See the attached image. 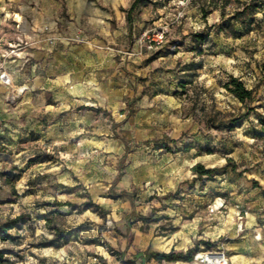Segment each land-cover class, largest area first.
<instances>
[{
	"label": "rangeland",
	"instance_id": "obj_1",
	"mask_svg": "<svg viewBox=\"0 0 264 264\" xmlns=\"http://www.w3.org/2000/svg\"><path fill=\"white\" fill-rule=\"evenodd\" d=\"M90 1L118 31L134 0ZM34 5L0 0V76L25 47L22 12L29 25L52 7L47 34L90 47L92 61L119 45L76 16L74 0H39L38 14ZM177 12L175 0H142L131 18L144 24L137 40L167 23L166 43L135 63L91 68L84 86L61 70L54 84L21 85L17 75L0 84V225L21 217L9 231L16 240H0L5 264H142L138 252L171 251H194L175 264H201L194 256L207 252L264 264V197L253 187H264V0H194L176 23ZM230 78L254 102L240 103ZM198 164L227 169L199 178ZM123 223L137 236L120 239Z\"/></svg>",
	"mask_w": 264,
	"mask_h": 264
},
{
	"label": "crops",
	"instance_id": "obj_2",
	"mask_svg": "<svg viewBox=\"0 0 264 264\" xmlns=\"http://www.w3.org/2000/svg\"><path fill=\"white\" fill-rule=\"evenodd\" d=\"M44 1V0H42ZM76 7L74 8V12L76 16L82 15L87 18L90 22L98 23L106 33H113V42L119 43V45H115V48H107L102 52L103 60L92 61L91 60V48L86 45H68V46H60L57 45V39L53 33H48L47 30L53 27V22L51 17L54 15L55 10L51 7L47 10H43L44 17H42V21L39 22L37 20V16L30 18V23L27 25V14L22 12L18 17L22 16L23 27H22V40L25 41V47L17 50L13 57L7 62L5 68L6 74L11 79L10 85L4 86H12L15 76L22 77L21 85H30L31 83L34 86H42L44 84H49L51 82L54 84L56 79L58 78V71H66L64 74L66 75L64 78L72 81H77V84L84 86L88 84L89 81H86L88 75H85V72L89 71L91 68H99V69H107L109 66H113L117 64V61L120 64L124 63H135V60H139L143 57H125L126 56V42L131 37L132 46L131 52L133 53L137 50V36L142 31L144 24H139V22H132V14L127 15L128 8H123V11L118 14V19L120 20V24L118 27V31H114L110 22H108V18L111 17L106 13V11L102 10V15H98V17L103 18L102 20L97 19L96 15H93L90 11L91 6H94L95 3L90 0H74ZM56 4V8L59 4ZM103 4L107 5V0H103ZM39 0H35V8L32 9L34 14H38L39 11L42 12L38 8ZM104 20V22H103ZM113 31V32H112ZM145 30L142 32L144 33ZM79 36V35H77ZM76 36V37H77ZM118 37V38H117ZM98 53L100 51H97ZM132 57V56H131ZM30 71V73L25 74L24 72ZM19 72V73H18ZM45 81V83H44ZM0 84L1 81H0ZM3 85V84H2ZM23 100H28L30 98V94H25V91L19 95ZM114 214L122 215V211H116ZM117 229L121 231L122 237L120 239L125 238L128 232L129 235L135 237L137 234L134 232L133 228L129 227L127 223H123L122 225H118ZM172 242H167L166 247L171 248ZM127 247V245H126ZM133 248V247H132ZM131 249V245L129 247ZM167 264H175V263H167Z\"/></svg>",
	"mask_w": 264,
	"mask_h": 264
},
{
	"label": "trees",
	"instance_id": "obj_3",
	"mask_svg": "<svg viewBox=\"0 0 264 264\" xmlns=\"http://www.w3.org/2000/svg\"><path fill=\"white\" fill-rule=\"evenodd\" d=\"M142 0H134L132 5L130 6L129 10L127 11V15L132 14L137 7L140 5ZM182 88H184L183 85H180ZM232 87V88H231ZM225 88L240 102V103H252L254 102V93L252 90H247L242 82H240L236 78H230V84L226 85ZM168 149L166 146L163 145V147ZM227 169V166L224 167L221 171L218 170H205L204 167L200 164L196 165L193 168V171L196 173V175L199 178L208 177L212 178L216 175H222ZM7 176V174H5ZM9 180V179H7ZM8 184H11L8 182ZM253 187L258 188L264 197V187L259 185L257 182H253ZM13 189V188H12ZM61 204H58L60 206ZM87 206H93L92 203L86 204ZM21 217H17L16 219L10 220L4 225H0V240L6 242V241H15L16 237L12 236L9 231L16 228L18 222L20 221ZM56 239L62 240L63 236L59 233H56ZM194 251H188L186 253H175L173 251L169 253H158V252H138L135 255V259H140L142 264H147L148 262L155 261L157 263H178V262H184V263H190L192 261V255ZM7 262L6 259H4L2 253H0V264H5ZM128 264H135L134 261L128 262Z\"/></svg>",
	"mask_w": 264,
	"mask_h": 264
},
{
	"label": "built area",
	"instance_id": "obj_4",
	"mask_svg": "<svg viewBox=\"0 0 264 264\" xmlns=\"http://www.w3.org/2000/svg\"><path fill=\"white\" fill-rule=\"evenodd\" d=\"M194 0H175V7L178 9L175 22L183 17V9L190 5ZM171 32V26L167 23H162L158 27L145 31L137 41V50L129 55L134 57H143L147 54H154L158 52L162 46L166 43L167 38ZM0 81L3 85H10L11 79L6 74L3 73L0 76ZM204 254H212L210 252ZM220 259L217 264H228V260L224 253H215ZM194 261L200 262L201 264H209L203 258H199V253L194 256Z\"/></svg>",
	"mask_w": 264,
	"mask_h": 264
},
{
	"label": "bare ground",
	"instance_id": "obj_5",
	"mask_svg": "<svg viewBox=\"0 0 264 264\" xmlns=\"http://www.w3.org/2000/svg\"><path fill=\"white\" fill-rule=\"evenodd\" d=\"M199 258H203L209 264H217L219 262V259H220V257L215 253L207 254V255L204 253H200Z\"/></svg>",
	"mask_w": 264,
	"mask_h": 264
}]
</instances>
